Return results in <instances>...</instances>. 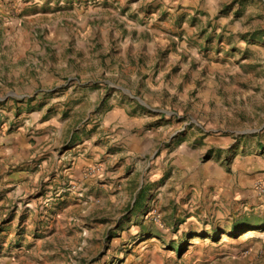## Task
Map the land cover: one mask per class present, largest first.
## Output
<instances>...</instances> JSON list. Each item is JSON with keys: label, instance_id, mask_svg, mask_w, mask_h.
<instances>
[{"label": "rangeland", "instance_id": "obj_1", "mask_svg": "<svg viewBox=\"0 0 264 264\" xmlns=\"http://www.w3.org/2000/svg\"><path fill=\"white\" fill-rule=\"evenodd\" d=\"M125 137L264 163V0H0V154L31 147L0 167V264H264L256 187L167 201L153 164L69 188L68 149Z\"/></svg>", "mask_w": 264, "mask_h": 264}, {"label": "crops", "instance_id": "obj_2", "mask_svg": "<svg viewBox=\"0 0 264 264\" xmlns=\"http://www.w3.org/2000/svg\"><path fill=\"white\" fill-rule=\"evenodd\" d=\"M118 116L119 114H113V121ZM46 138H50L48 132L37 137L33 147L46 141ZM7 141L12 143L5 155L0 154V167L4 165V161L10 165V175L4 177L7 183L16 184L27 175L24 169L16 168L23 166V161L30 156L31 147L23 144L20 139ZM46 142L51 148L57 144L50 139ZM214 143L213 152L203 160L199 148L184 142L175 147L168 145L167 141L165 146L159 142L155 148L157 142L154 138H87L76 142L62 155L63 160L70 162L67 163L64 173L69 184H75V189L84 191L101 183L121 184L124 181L125 185L128 176L123 175L124 171L136 173L154 164L155 175H160L163 180V192L167 201L175 197L177 200L185 197L191 203L201 199L209 205L211 201L246 199L249 193L256 191L255 184L264 186V163L259 157L228 154L225 150L229 148L230 142L225 139ZM215 150H219L218 155ZM158 151L159 158L152 160ZM253 187L255 191H252ZM255 194L264 199V194L259 195L257 191Z\"/></svg>", "mask_w": 264, "mask_h": 264}, {"label": "built area", "instance_id": "obj_3", "mask_svg": "<svg viewBox=\"0 0 264 264\" xmlns=\"http://www.w3.org/2000/svg\"><path fill=\"white\" fill-rule=\"evenodd\" d=\"M75 187H76L75 184H72V183L69 184V188H70V189L74 190ZM255 187H256V191H257V193H258L259 195H263V194H264V186H263L262 184L257 183Z\"/></svg>", "mask_w": 264, "mask_h": 264}, {"label": "trees", "instance_id": "obj_4", "mask_svg": "<svg viewBox=\"0 0 264 264\" xmlns=\"http://www.w3.org/2000/svg\"><path fill=\"white\" fill-rule=\"evenodd\" d=\"M238 226H239V225H237V226L235 225L233 228L235 229V227H238Z\"/></svg>", "mask_w": 264, "mask_h": 264}]
</instances>
